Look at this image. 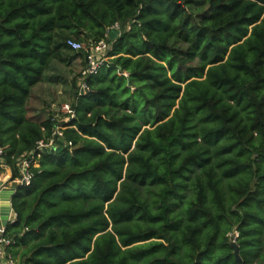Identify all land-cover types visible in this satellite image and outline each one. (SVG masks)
Masks as SVG:
<instances>
[{
    "label": "trees",
    "instance_id": "16d2710c",
    "mask_svg": "<svg viewBox=\"0 0 264 264\" xmlns=\"http://www.w3.org/2000/svg\"><path fill=\"white\" fill-rule=\"evenodd\" d=\"M116 23L78 94L87 52L66 40L95 44ZM68 66L74 117L28 116L32 89ZM57 126L62 149L38 152L11 198L18 264H264V0H0L14 178Z\"/></svg>",
    "mask_w": 264,
    "mask_h": 264
},
{
    "label": "built area",
    "instance_id": "2783aa9c",
    "mask_svg": "<svg viewBox=\"0 0 264 264\" xmlns=\"http://www.w3.org/2000/svg\"><path fill=\"white\" fill-rule=\"evenodd\" d=\"M112 29H117L120 33V26L116 23L112 26L106 33L105 37L99 40L97 43L88 45L84 42H80L74 38H68L66 44L72 50L77 52H87V64L85 68L81 71L79 80V88L77 93L84 94L87 89V78L96 75L99 72L100 67L106 61L107 52L110 49L108 35ZM54 107V106H52ZM60 114L66 120L73 118L75 115L74 108L71 102H63L55 106ZM63 132L60 126H57L53 132V136L49 140H39L34 148L27 152L18 162V174L14 178L12 175L11 168L5 163L2 158V148L0 146V193L6 188H11L14 194L18 186L26 187L30 185L33 178V168L38 166L37 153L43 151L46 148H54L57 146V139L62 138ZM70 144V142H69ZM12 198V197H11ZM11 198L8 201L10 207L7 222H13L15 220V212L12 208ZM2 204V199L0 198V206ZM7 223V224H8ZM6 225H3L0 217V264H18L14 256L9 252V247L14 243L13 239L8 237L6 234ZM238 233L235 231L231 234L232 241L234 242Z\"/></svg>",
    "mask_w": 264,
    "mask_h": 264
},
{
    "label": "rangeland",
    "instance_id": "374dc122",
    "mask_svg": "<svg viewBox=\"0 0 264 264\" xmlns=\"http://www.w3.org/2000/svg\"><path fill=\"white\" fill-rule=\"evenodd\" d=\"M63 65L66 66V64ZM69 68L71 69V66H68L66 68V72L62 71V73H64V77L66 78L65 82H62V80L56 83H49L47 81H43L38 83L32 89L30 98L27 103L28 116L36 117L37 114L42 112V108L46 106L56 108L55 106L59 105L60 103L71 101L73 91L71 88L70 81L73 74L68 73ZM48 74H51V72H48Z\"/></svg>",
    "mask_w": 264,
    "mask_h": 264
},
{
    "label": "water",
    "instance_id": "95a60500",
    "mask_svg": "<svg viewBox=\"0 0 264 264\" xmlns=\"http://www.w3.org/2000/svg\"><path fill=\"white\" fill-rule=\"evenodd\" d=\"M118 34H119V31L117 29H112L109 32L108 41L113 40ZM64 143H65V140L63 138H58L56 147L46 148L43 150V152H59L62 149ZM12 195L13 193H12L11 188H6L4 191L0 193V198L2 199V204L0 206V217H1L3 225H7L8 223L7 219H8V214L10 210L8 201L12 197ZM233 247L235 248V255H236L237 261L241 262L240 256L238 254V247L236 246V244H233Z\"/></svg>",
    "mask_w": 264,
    "mask_h": 264
}]
</instances>
